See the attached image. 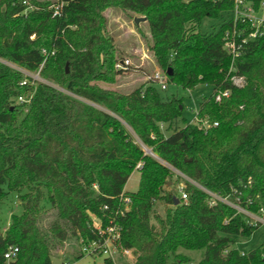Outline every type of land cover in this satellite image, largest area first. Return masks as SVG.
<instances>
[{
  "label": "trees",
  "instance_id": "obj_1",
  "mask_svg": "<svg viewBox=\"0 0 264 264\" xmlns=\"http://www.w3.org/2000/svg\"><path fill=\"white\" fill-rule=\"evenodd\" d=\"M111 6L146 18L156 63L165 74L171 70L167 84L212 86L196 114L208 128L187 123L182 100L163 98L150 82L127 95L89 84L129 71L113 69L102 15ZM232 8V0H0V61L38 72L65 91L0 62V200L28 190L22 198L35 204L45 191L52 206L47 226L32 205L11 217L0 234V264H52L69 237L80 247L98 239L92 216L122 227L119 246L132 250L133 259L117 264H183L179 250L202 251L198 264H264V243L245 254L233 248L235 238L260 225L221 202L210 206V197L187 181L186 201L175 204L174 191L166 189L172 168L251 212L264 202V39L244 45L229 72L222 41L229 23L199 31L203 19ZM231 75L243 76L245 86L234 88ZM217 90L230 96L216 103ZM27 94L28 102H16ZM138 164V188L125 192ZM125 197L130 204L120 215ZM157 201L167 206L164 216L153 210ZM10 246L18 253L6 261ZM103 264L115 263L105 258Z\"/></svg>",
  "mask_w": 264,
  "mask_h": 264
},
{
  "label": "rangeland",
  "instance_id": "obj_2",
  "mask_svg": "<svg viewBox=\"0 0 264 264\" xmlns=\"http://www.w3.org/2000/svg\"><path fill=\"white\" fill-rule=\"evenodd\" d=\"M38 2L46 3H60V0H36ZM186 1V0H185ZM57 5H55V8ZM105 18V28L107 34L112 38V45L114 48V63L113 69L120 71V67L129 69L124 73L114 76L112 82H104L100 80L91 81L90 85L108 90L117 94L127 95L134 89L146 86L149 82L163 98L174 96L181 99L184 105L183 117L187 123L200 125L199 121L195 119L200 103L212 94V86L200 84L191 90H183L174 85L167 84L166 89L162 90L159 85L155 84L152 76L156 72L165 73L156 63L153 52L150 50L152 39L149 33L146 18L134 12H123L117 7H107L102 12ZM135 18H145V21L139 22L138 25L134 23ZM230 19V12H223L219 19L202 20L199 25V31L202 34H209L216 32L220 26ZM120 66V67H119ZM12 67V66H11ZM14 69V67L12 68ZM65 70L69 71V66L65 65ZM21 72L27 77L38 82L45 83L60 91H64L57 85L43 79L38 72ZM65 92V91H64ZM23 100H28V94L22 97ZM182 126V125H179ZM165 135H169L171 131L166 130V125L162 127ZM147 152V151H146ZM172 176L170 184L166 189L171 187L177 198L180 197L179 186L185 187V179L178 173ZM139 183V172L134 170L128 178L124 191L128 193L136 192ZM29 194L28 190H23L20 193L8 192L5 197L0 200V234L4 235L6 229L11 223L13 215H20L22 213L23 204L35 206L42 213L41 223L44 226L49 225L52 221V206L47 199L46 192L43 191V197L40 201L34 202L23 200V196ZM226 199V198H224ZM260 206L264 208V202H260ZM167 206L163 201H157L154 204V212L159 216H164ZM153 216V214H152ZM151 223L155 224L154 218H151ZM264 243V223L261 224L250 236L239 237L234 239L233 248L240 254H245L251 250L258 248ZM184 255L187 262L183 264H198L202 251H186L179 250ZM80 258H76V256ZM105 256H90L81 252L80 245L72 238L69 239L60 247L59 250L53 253L51 257L52 264H103ZM118 255L115 264L119 262ZM128 262L127 260H125Z\"/></svg>",
  "mask_w": 264,
  "mask_h": 264
},
{
  "label": "built area",
  "instance_id": "obj_3",
  "mask_svg": "<svg viewBox=\"0 0 264 264\" xmlns=\"http://www.w3.org/2000/svg\"><path fill=\"white\" fill-rule=\"evenodd\" d=\"M233 8L230 11V19L226 21L229 23V27L224 31L222 41L224 50L230 55L232 60V65L229 72L233 71V63L235 59L239 58L242 52V48L248 42L254 41L255 39L261 38L264 39V3H260L256 5L252 0H232ZM24 5L28 3L23 2ZM32 6L27 5V9L32 10ZM54 15L57 14V7L54 8ZM9 67L21 72V69L18 67L11 65L7 62L0 61ZM120 67V66H119ZM123 67H120L122 69ZM152 80L155 84L159 85L162 90L166 89L167 86V76L163 72H156L152 76ZM232 86L237 89H241L245 86L246 80L243 76L231 75L229 78ZM25 82H22L24 84ZM230 96V91H220L217 90L214 94V101L216 103H220L223 99H226ZM27 102L29 100H26ZM16 102L23 103L21 97L17 98ZM198 120L197 115L195 117ZM200 125L206 129L209 127L206 120H198ZM213 126H217L216 123H213ZM140 164H138L135 170L140 168ZM174 173H178L182 177H184L185 181L197 186L203 192H205L210 197L209 205L213 206L217 202H221L232 209H234L237 213L244 215L248 219V224L251 226L261 225L264 223V208L259 207L256 212H251L246 207H242L237 203L231 202L227 197H221L217 194L209 192L196 183L188 179L185 175L176 171L175 169L170 168ZM175 174V173H174ZM184 186H179L180 199L183 201L187 200V194L184 192ZM226 198V199H224ZM122 206L118 208V213L120 215L123 212L127 211L128 205L130 204V198L125 197L120 200ZM250 204V201L248 202ZM93 227L95 228L98 239L93 240L87 243L81 241V252L90 255V256H105L109 258L114 263L117 256L123 257L128 262H131L133 259L132 250L124 249L119 246L122 227L115 222H108L104 226L101 224L100 220L96 217L92 216ZM18 253V249L15 246H10L7 251L4 253L3 257L6 261L13 259Z\"/></svg>",
  "mask_w": 264,
  "mask_h": 264
},
{
  "label": "water",
  "instance_id": "obj_4",
  "mask_svg": "<svg viewBox=\"0 0 264 264\" xmlns=\"http://www.w3.org/2000/svg\"><path fill=\"white\" fill-rule=\"evenodd\" d=\"M143 21H145V18H135V19H134V23H135L136 25H138L139 22H143ZM166 74H167V76H170V75H171V70H170V69H167ZM147 154H150V155H151V153H150L149 151H147ZM169 184H170V183H168V185H169ZM173 200H174V203H175V204H178V203H179V199H178L177 197H173Z\"/></svg>",
  "mask_w": 264,
  "mask_h": 264
}]
</instances>
